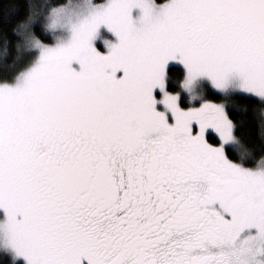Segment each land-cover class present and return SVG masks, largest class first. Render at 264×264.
<instances>
[{
  "label": "snow or ice",
  "instance_id": "snow-or-ice-1",
  "mask_svg": "<svg viewBox=\"0 0 264 264\" xmlns=\"http://www.w3.org/2000/svg\"><path fill=\"white\" fill-rule=\"evenodd\" d=\"M0 264H264V0H0Z\"/></svg>",
  "mask_w": 264,
  "mask_h": 264
}]
</instances>
